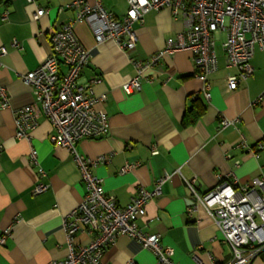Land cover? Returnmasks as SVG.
Instances as JSON below:
<instances>
[{
  "label": "crops",
  "instance_id": "obj_1",
  "mask_svg": "<svg viewBox=\"0 0 264 264\" xmlns=\"http://www.w3.org/2000/svg\"><path fill=\"white\" fill-rule=\"evenodd\" d=\"M72 1L0 3V45L8 50L1 57L0 86L10 96V105L0 107V235L13 225L5 242L0 243V264H47L65 259L68 242L64 217L80 204L86 191L71 151L50 141L53 126L49 119L40 116L30 141L16 136L14 115L16 108L35 102L34 91L22 75L49 56L51 34L76 16L67 6ZM102 3L118 17L128 9L127 0ZM40 7L48 13L35 20L33 14ZM186 27L183 18H175L170 9H152L143 22L134 24L136 47L126 51L112 38L98 43L88 23L75 25L79 40L92 50L79 81L88 84L92 78H100L93 86L94 93L107 99L97 107L108 113L110 124L106 135L83 138L77 148L90 159L111 154L109 162H98L93 172L103 178L105 190L121 206L127 205L140 188L152 190L159 178L166 177L162 191L149 200L147 212L138 223L175 248L177 264H199L197 252L206 264H229L232 248L221 238L205 206L200 203L196 210H189L196 200L187 180L196 178L197 189L203 194L214 188L220 177L238 187L262 174L264 49L257 47L252 59L254 74L233 91L228 89L227 79L237 69L227 66L224 32L217 33L218 68L206 81L198 76L191 51L183 49L146 68L139 90L123 88L137 74L133 60L149 59L168 37ZM60 69L66 72L67 66L61 64ZM206 83L211 84L210 98L204 93ZM220 113L234 122L221 128ZM242 138L248 147L239 145ZM32 145L39 151L45 175L31 162ZM40 183L47 188L33 193ZM91 237L83 231L75 236V242L87 244ZM101 259L103 264H161L152 250L127 235L118 236ZM251 264H264V248Z\"/></svg>",
  "mask_w": 264,
  "mask_h": 264
},
{
  "label": "built area",
  "instance_id": "obj_2",
  "mask_svg": "<svg viewBox=\"0 0 264 264\" xmlns=\"http://www.w3.org/2000/svg\"><path fill=\"white\" fill-rule=\"evenodd\" d=\"M126 14L118 17L105 8L102 0H73L67 6L76 11V16L51 34L52 51L36 68L22 75L24 82L31 86L35 102L14 110L17 127L16 136L32 140V131L38 126L40 116L52 123L53 131L49 135L52 143L67 147L76 161L85 183V194L78 206L64 217V229L67 234L68 251L65 259H53L47 264H103L102 255L114 243L118 236L127 235L138 240L143 247L152 250L161 264H177L174 259L175 248L162 242L158 233L146 232L138 220L147 212L149 200L162 191L166 177L156 181L155 188H140L131 201L121 206L114 195L107 193L103 178L93 172L98 162L107 163L111 154L90 159L78 151V143L83 138H101L109 132V116L105 110L97 107L105 102L107 96L96 95L94 84L99 77L92 78L88 84L79 81L84 67L90 62L92 50L78 38L75 25L88 23L95 40L103 42L115 39L126 51L136 47L137 36L134 31L136 22H143L144 15L152 10L170 9L175 18L181 17L187 27L175 36L167 38L165 45L147 60H133L137 74L123 84L128 91L139 90L146 68L160 63L166 54L188 49L198 69V76L206 81L208 74L218 68L217 33L224 32L223 49L226 63L235 67L237 73L227 79V87L233 91L254 74L252 59L257 47L264 49V0H127ZM48 13L40 7L33 14L38 20ZM16 46L18 41H14ZM8 53L0 45L1 57ZM67 66L66 72L60 69ZM204 93L211 97V84L206 83ZM10 105V96L4 86H0V107ZM220 127L224 128L234 120L225 114H219ZM239 145L248 147L244 138ZM253 152L258 156L257 151ZM156 152V151H154ZM30 159L39 165V171L45 175L40 164L38 149L32 145ZM236 165L240 160L235 161ZM129 168V165L126 166ZM196 210L203 204L214 219L221 238L228 242L233 251L229 264H251L255 255L264 248V164L262 174L251 182L235 187L228 181H222L206 193L197 189V179L187 180ZM44 183L38 184L33 193L43 192ZM15 220H19L18 217ZM13 225L8 226L0 235L4 243ZM86 231L91 237L87 244H76L75 236ZM199 264H206L198 254ZM209 258L214 260L212 254Z\"/></svg>",
  "mask_w": 264,
  "mask_h": 264
},
{
  "label": "trees",
  "instance_id": "obj_3",
  "mask_svg": "<svg viewBox=\"0 0 264 264\" xmlns=\"http://www.w3.org/2000/svg\"><path fill=\"white\" fill-rule=\"evenodd\" d=\"M2 1H9V0H0V3H1Z\"/></svg>",
  "mask_w": 264,
  "mask_h": 264
}]
</instances>
